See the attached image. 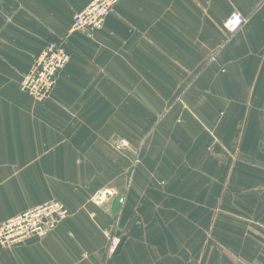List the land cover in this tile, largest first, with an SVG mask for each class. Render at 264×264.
Returning <instances> with one entry per match:
<instances>
[{
    "label": "crops",
    "instance_id": "0c3cea01",
    "mask_svg": "<svg viewBox=\"0 0 264 264\" xmlns=\"http://www.w3.org/2000/svg\"><path fill=\"white\" fill-rule=\"evenodd\" d=\"M90 2L0 0V225L69 210L0 264H264V0H120L74 30ZM52 40L70 60L38 102Z\"/></svg>",
    "mask_w": 264,
    "mask_h": 264
},
{
    "label": "built area",
    "instance_id": "2783aa9c",
    "mask_svg": "<svg viewBox=\"0 0 264 264\" xmlns=\"http://www.w3.org/2000/svg\"><path fill=\"white\" fill-rule=\"evenodd\" d=\"M120 0H91L74 18V30L92 32L102 29L107 18L112 14ZM246 17L232 12L224 23L225 31L232 35L246 23ZM70 60L65 42L49 41L35 58L30 71L21 81V90L36 101L48 99L57 82L59 73ZM116 148L122 150L129 146V141L121 139ZM69 214L67 207L60 201L51 200L15 215L0 225V248L24 242L33 235L46 236ZM116 239H112V249Z\"/></svg>",
    "mask_w": 264,
    "mask_h": 264
}]
</instances>
